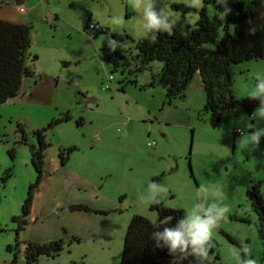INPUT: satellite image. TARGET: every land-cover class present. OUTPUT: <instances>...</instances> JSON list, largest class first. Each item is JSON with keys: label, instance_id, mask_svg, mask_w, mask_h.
Listing matches in <instances>:
<instances>
[{"label": "rangeland", "instance_id": "1", "mask_svg": "<svg viewBox=\"0 0 264 264\" xmlns=\"http://www.w3.org/2000/svg\"><path fill=\"white\" fill-rule=\"evenodd\" d=\"M15 1L0 0V19L29 28L27 64L49 96L47 100L19 97L0 106V264H11L16 254V264H26L27 243L61 239L66 246L60 255L42 256L39 264H121L133 216L158 221L153 203L140 200L149 195L153 181L168 189L159 197L165 207L185 212L207 196L202 192L197 197L201 185L222 191V198L209 197V203L227 206L229 211L213 230L211 244L216 251L205 264H241L246 258L264 264L259 220L247 196L255 184L264 194V136L258 147L247 139L251 129L264 128V119H252L242 106L256 75L264 74V61L232 66L235 107L214 125L203 106L185 99L168 105L161 87L141 89L163 65L155 62L144 73H136L137 49L131 39L122 43L118 54L110 51L109 36L126 33L151 39L130 0H23L24 13ZM241 1L249 0L224 4L233 13ZM172 3L190 5L192 0H156L157 8H166L170 22L186 35L199 21L198 11L205 8L210 17L217 14L204 0L192 6L197 12L187 15L173 11ZM89 24H100L107 33L87 32ZM34 56L38 59L32 63ZM116 60L125 64L124 72L115 67ZM131 80H137L138 86ZM66 113L70 121L48 129L47 152L59 155L70 147L77 149L66 165L46 169L34 196V218L30 214L17 239L15 218L21 216L29 187L37 178L31 162V146H38L33 133ZM20 126L28 145L19 144ZM238 129L244 134L236 137ZM77 205L91 211L73 210Z\"/></svg>", "mask_w": 264, "mask_h": 264}, {"label": "trees", "instance_id": "2", "mask_svg": "<svg viewBox=\"0 0 264 264\" xmlns=\"http://www.w3.org/2000/svg\"><path fill=\"white\" fill-rule=\"evenodd\" d=\"M204 3L215 7L217 14L214 17H210L205 8L197 12L194 7L187 4H170L173 11L183 15L198 13L199 21L187 35L182 34L178 26L173 25L172 35L158 32L155 42L152 39L132 38L126 33L119 34L114 39L121 43L131 39L136 44L137 55L134 57L136 73H144L155 62L163 65L160 72L152 73L149 84L141 86V89L161 87L166 94L165 104L172 105L176 100H184L196 75L200 74L206 94L203 111L210 116V121L217 125L224 113L235 107L232 66L252 60L264 61V0L241 1L236 4L234 12H228L226 17L221 16L222 12L229 9L225 4H218L217 0H204ZM250 28L255 29L254 35L249 33ZM207 44H216V47L209 48ZM29 45L27 25L0 20V106L20 94L25 79L35 77L34 70L27 64ZM118 48L111 52L118 54ZM37 59L38 57L34 56L32 63ZM114 65L116 68L122 67L123 72L125 71V64L119 60H116ZM129 83L138 86L137 80H131ZM122 89L124 90V87ZM242 106L252 117L253 111L260 106V101L247 97L242 101ZM70 119V114L66 113L63 118L57 119L47 128L33 133L38 146H31V162L37 178L29 187L21 216L15 218V222L19 225L17 239L19 232L29 223L27 218L32 212L36 190L45 176V157L50 147L46 140L48 129ZM20 130L23 135L19 144L28 145V138L21 126ZM76 149L70 147L59 152L61 165L67 164ZM247 196L253 211L258 216L259 236L264 244V194L260 190V184L250 187ZM73 210L90 212L91 208L77 205ZM151 210L158 214L156 223L141 215L133 216L125 236L121 264H171L173 257L183 255L179 249L175 253H169L166 246L157 247L158 241L152 238V233L163 232L166 226L175 227L178 220L184 218L186 212L182 209L167 208L162 202L153 203ZM166 216L173 217L171 223L161 225L160 221ZM234 219L250 223L238 216ZM159 243L163 244V241ZM19 245L17 240L16 247L19 248ZM65 246L66 242L63 239L49 243L29 242L25 250L26 264H39L42 256L57 257ZM8 249L11 250L12 247L9 246ZM215 251V246L211 244L209 255ZM16 261L17 254L11 264H16ZM206 261L203 260L202 264ZM176 264H201V261L192 254L184 259H178Z\"/></svg>", "mask_w": 264, "mask_h": 264}, {"label": "clouds", "instance_id": "3", "mask_svg": "<svg viewBox=\"0 0 264 264\" xmlns=\"http://www.w3.org/2000/svg\"><path fill=\"white\" fill-rule=\"evenodd\" d=\"M138 13V23L141 25L146 36L151 35V39L155 42L156 33L167 32L173 34V24L170 22L169 14L166 8H157L156 0H130ZM199 3V0H192L193 6ZM217 3H225V0H217ZM232 9H226L221 13V16L226 17ZM94 26V25H93ZM249 33L255 34V29L250 28ZM110 51H116L117 47H122L120 41L112 39L110 36L107 40ZM256 83L249 93V98L258 99L260 107L255 109L252 114V119H264V74L258 73L255 77ZM241 136L242 130H239ZM264 136V128L255 127L253 131L247 134L248 141L259 146L260 137ZM168 191L167 187L153 181L148 185L147 197H140L141 202L158 204L159 197L162 193ZM205 192L207 196L200 203H194L189 211L184 215L183 219H179L175 227H164L163 232H153L152 238H155L158 243L157 247H167L169 253H175L177 249L183 254L179 257H173L171 264H176L178 259H184L188 255L195 254L200 258L201 264L203 260L209 257L211 247V239L213 230L218 227L219 222L224 218V215L229 211L227 206H222L219 203H209V197H223L222 191L215 185L208 187L201 185L197 190V197L200 193ZM173 217L166 216L160 221L161 225H169ZM159 241H163L160 244ZM189 249L191 250L189 252ZM247 253V249H244ZM241 264H256V261L250 258L242 259Z\"/></svg>", "mask_w": 264, "mask_h": 264}, {"label": "crops", "instance_id": "4", "mask_svg": "<svg viewBox=\"0 0 264 264\" xmlns=\"http://www.w3.org/2000/svg\"><path fill=\"white\" fill-rule=\"evenodd\" d=\"M23 3H24V1L22 0V4ZM22 4H20L19 6H21ZM4 21H6V20H4ZM20 24H23V23H20ZM160 69H162V66H160ZM33 78H30L28 80L25 79L23 81L22 90H21L20 94L14 99H18L19 97H22V100H35V99L47 100L48 99V96H49V91L47 90L48 88H45V86L42 85V80H40V82H39L37 80V78H35V77H33ZM163 94L166 97L164 89H163ZM11 100H13V99H11ZM185 100L189 104L204 107L205 101H206V94H205V90H204L202 77L200 74L196 75L193 83L190 85V87L187 91V95H186ZM58 157H59L58 154L55 155L53 153L49 154V152H46L45 170L47 168L50 170L58 168L61 164ZM32 210H33V207H32ZM76 211H78V210H76ZM31 216H32V218H34L32 212H31Z\"/></svg>", "mask_w": 264, "mask_h": 264}, {"label": "built area", "instance_id": "5", "mask_svg": "<svg viewBox=\"0 0 264 264\" xmlns=\"http://www.w3.org/2000/svg\"><path fill=\"white\" fill-rule=\"evenodd\" d=\"M19 11H20L21 13H24V12H26V9L23 8L22 6H19ZM93 25H94V26H93ZM86 31H87V32L90 31V32H93V33H95V34H105V33H107L106 28H105L104 26H101L100 24H89V25L87 26V30H86ZM113 80H114L113 76H110V78H109V82L112 83ZM105 88H106V89H109V85H107ZM239 130H242V129H239ZM242 132H243V134H244V131H243V130H242ZM235 134L238 135V136L241 135L240 131H238V130L235 131ZM154 144H155V142H154L153 144L150 143L149 146L154 145Z\"/></svg>", "mask_w": 264, "mask_h": 264}, {"label": "water", "instance_id": "6", "mask_svg": "<svg viewBox=\"0 0 264 264\" xmlns=\"http://www.w3.org/2000/svg\"><path fill=\"white\" fill-rule=\"evenodd\" d=\"M15 4L19 6L20 4H22V0H16Z\"/></svg>", "mask_w": 264, "mask_h": 264}]
</instances>
